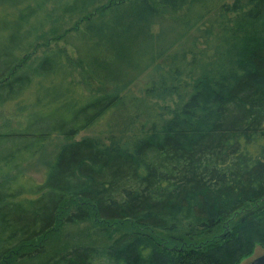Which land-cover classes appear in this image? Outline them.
<instances>
[{
    "label": "trees",
    "instance_id": "1",
    "mask_svg": "<svg viewBox=\"0 0 264 264\" xmlns=\"http://www.w3.org/2000/svg\"><path fill=\"white\" fill-rule=\"evenodd\" d=\"M72 18L77 63L27 57ZM141 76L145 97L128 91ZM52 137L66 144L41 183L11 176ZM91 218L103 244L49 251L57 226ZM255 241L264 0H0V264H237Z\"/></svg>",
    "mask_w": 264,
    "mask_h": 264
},
{
    "label": "rangeland",
    "instance_id": "2",
    "mask_svg": "<svg viewBox=\"0 0 264 264\" xmlns=\"http://www.w3.org/2000/svg\"><path fill=\"white\" fill-rule=\"evenodd\" d=\"M79 19H61L57 24L60 26V31L57 33V37L62 36L61 38L50 37V31L52 26H48L42 34L39 36L38 43L32 50V52L27 56L28 58H36L41 56L47 51H59L66 58L70 59L72 62H78V50L83 42V38L78 35L79 31H75L76 27L79 29L78 24ZM190 61V58L187 57L186 61ZM160 65H165L167 61H159ZM81 69L76 65L74 67V78L79 81ZM88 85H84L85 89L88 88L92 91H96L97 87L95 84H92L90 79L88 80ZM146 83V80L143 76L139 77L130 87L129 90L134 95L138 97H145L142 87ZM147 101L150 100L146 98ZM151 104L155 105V112H158L160 108H164L170 111V108H173V104L170 100H150ZM166 118V117H165ZM105 122L97 124L91 129L85 130L77 134L72 141H80L87 137H94L102 130L103 124ZM66 144V141L60 137H52L48 143L43 147L41 152L30 162L23 165L19 170L12 173L11 176L22 175L26 178H31L37 183H41L44 177V166L52 158L53 154L58 150L62 145ZM260 203V202H259ZM68 208H71V203L67 202ZM251 208H249L250 210ZM96 219H89L85 223H78L74 225H59L54 231V234L49 238V251H54L58 249L65 243L77 242L79 244H103L104 239L98 237V228H97ZM264 255V244H259L258 241L254 242L251 252L241 258L237 264H248L252 260Z\"/></svg>",
    "mask_w": 264,
    "mask_h": 264
},
{
    "label": "water",
    "instance_id": "3",
    "mask_svg": "<svg viewBox=\"0 0 264 264\" xmlns=\"http://www.w3.org/2000/svg\"><path fill=\"white\" fill-rule=\"evenodd\" d=\"M248 264H264V255L252 260L250 263Z\"/></svg>",
    "mask_w": 264,
    "mask_h": 264
}]
</instances>
